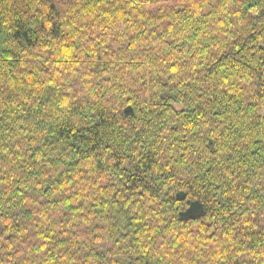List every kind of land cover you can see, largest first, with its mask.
Listing matches in <instances>:
<instances>
[{"label":"trees","instance_id":"1","mask_svg":"<svg viewBox=\"0 0 264 264\" xmlns=\"http://www.w3.org/2000/svg\"><path fill=\"white\" fill-rule=\"evenodd\" d=\"M0 264H264V0H0Z\"/></svg>","mask_w":264,"mask_h":264}]
</instances>
